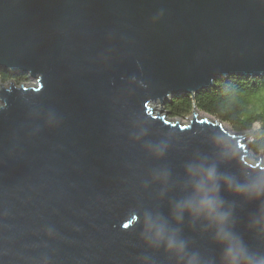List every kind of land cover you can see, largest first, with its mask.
<instances>
[{
  "label": "water",
  "instance_id": "95a60500",
  "mask_svg": "<svg viewBox=\"0 0 264 264\" xmlns=\"http://www.w3.org/2000/svg\"><path fill=\"white\" fill-rule=\"evenodd\" d=\"M0 69V264H264L253 133L164 109L264 76V0H0Z\"/></svg>",
  "mask_w": 264,
  "mask_h": 264
},
{
  "label": "trees",
  "instance_id": "16d2710c",
  "mask_svg": "<svg viewBox=\"0 0 264 264\" xmlns=\"http://www.w3.org/2000/svg\"><path fill=\"white\" fill-rule=\"evenodd\" d=\"M27 77V74L11 75L0 69V82L15 80L21 84ZM261 83H264V76L221 77L214 86L196 94L184 92L174 97L164 108L172 118H187L196 107L199 111L218 118L236 132H252L251 152L264 154V111H257L247 95Z\"/></svg>",
  "mask_w": 264,
  "mask_h": 264
},
{
  "label": "clouds",
  "instance_id": "9594fccd",
  "mask_svg": "<svg viewBox=\"0 0 264 264\" xmlns=\"http://www.w3.org/2000/svg\"><path fill=\"white\" fill-rule=\"evenodd\" d=\"M248 99L251 102V104L257 109V111H264V83H261L254 91L251 93H248ZM252 140V139H251ZM207 178L209 180L215 179V170L209 169L207 172ZM214 190V189H213ZM244 190V189H240ZM260 192L257 191V195H259ZM201 206L203 208L208 209L210 215H214L215 218H219L222 222L226 219V215L223 213H217L216 207H217V201L212 198H205L201 201ZM231 249L229 250V253L231 254Z\"/></svg>",
  "mask_w": 264,
  "mask_h": 264
},
{
  "label": "rangeland",
  "instance_id": "374dc122",
  "mask_svg": "<svg viewBox=\"0 0 264 264\" xmlns=\"http://www.w3.org/2000/svg\"><path fill=\"white\" fill-rule=\"evenodd\" d=\"M28 79L27 80H23L22 82H21V84H25V85H35L36 83H37V80H35L34 78H30V77H27ZM15 81V80H14ZM10 82H11V80H9V81H6V83H5V85L6 86H8L9 84H10ZM15 83H16V81H15ZM17 85H21L20 83H16ZM0 104H1V102H0ZM154 105V104H153ZM154 106H157V112H159V110H160V108L162 107V105L160 104V103H158L157 105H154ZM165 109V108H164ZM166 112H164L163 114H165ZM200 113V116L201 117H208V118H210V119H217V120H219L218 118H216V117H213V116H211V115H209V114H206V113H203V112H199ZM168 116L170 117V119H172V120H181L183 123H187L191 118H192V116H193V114H191L189 117H187V118H172L169 114H168ZM210 116V117H209ZM200 117V118H201ZM224 127L226 128V129H228L231 133H236V134H240V135H245V134H248V133H250V132H236L235 130H233L232 128H230L227 124H225L224 123ZM256 128H257V126H256ZM255 128V129H256ZM248 137H247V139H246V141L244 142V144H249V141H251V139H252V135L251 134H249V135H247ZM253 155L255 156V157H253V158H249L248 160H249V162L250 163H252V164H255V163H257L258 161H260V158H261V162H263V165H264V154H255V153H253Z\"/></svg>",
  "mask_w": 264,
  "mask_h": 264
},
{
  "label": "bare ground",
  "instance_id": "6f19581e",
  "mask_svg": "<svg viewBox=\"0 0 264 264\" xmlns=\"http://www.w3.org/2000/svg\"><path fill=\"white\" fill-rule=\"evenodd\" d=\"M156 112H157V110H156ZM201 117V116H200ZM210 117V116H209ZM210 119V118H209ZM211 120V119H210Z\"/></svg>",
  "mask_w": 264,
  "mask_h": 264
},
{
  "label": "snow or ice",
  "instance_id": "6c2138e0",
  "mask_svg": "<svg viewBox=\"0 0 264 264\" xmlns=\"http://www.w3.org/2000/svg\"><path fill=\"white\" fill-rule=\"evenodd\" d=\"M125 227H128V225H125Z\"/></svg>",
  "mask_w": 264,
  "mask_h": 264
}]
</instances>
